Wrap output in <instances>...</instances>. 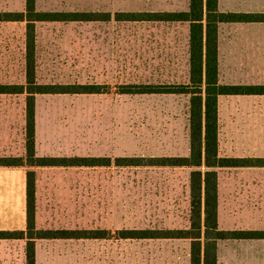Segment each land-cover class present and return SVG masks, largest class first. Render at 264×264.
I'll return each mask as SVG.
<instances>
[{"label": "rangeland", "instance_id": "rangeland-1", "mask_svg": "<svg viewBox=\"0 0 264 264\" xmlns=\"http://www.w3.org/2000/svg\"><path fill=\"white\" fill-rule=\"evenodd\" d=\"M36 6L111 13L108 20L36 22L39 83L103 88L37 94L38 153L112 159L110 165L34 168L39 228L107 229L110 236L43 241L47 253L40 264H190L189 239L117 236L122 229L189 227L192 168L115 164L120 156L189 154V95L120 90L125 84L187 81L188 25L116 18L117 12L183 9L187 0H37ZM23 9L21 0H0V12ZM25 26L24 21L0 20V84L26 83ZM237 28L227 27L220 37L223 83L252 80V66L264 61V25ZM241 66L247 77L240 75ZM25 96L0 93V144L16 146V152L25 138ZM218 113L221 154L251 152L256 145L250 138L264 127V96L222 95ZM241 139L242 147L235 143ZM24 172L19 169V209ZM219 186V228L264 229V171L225 167ZM222 243L227 253L264 252V241ZM16 247L20 253L21 243Z\"/></svg>", "mask_w": 264, "mask_h": 264}, {"label": "trees", "instance_id": "trees-1", "mask_svg": "<svg viewBox=\"0 0 264 264\" xmlns=\"http://www.w3.org/2000/svg\"><path fill=\"white\" fill-rule=\"evenodd\" d=\"M108 11H43L36 0H25V10L0 12V20L25 21V84H0V93H25V155L0 156V165H24L26 171V227L0 229V238L26 239V264H36L38 238H110L107 229L39 228L36 224V170L39 166L110 165L107 156H53L36 152V95L95 93L98 84H44L36 80V22L108 20ZM117 19L186 21L189 23V74L185 82L125 84L123 93L187 94L189 99V154L177 156H120L117 165L185 166L190 172V226L186 228L122 229L118 238H181L190 240V264H217V240L264 238V229L219 228L217 167L264 165V157H229L219 153L218 98L221 94H264V84L222 83L219 80L218 22L264 21V12L220 11L218 0H190L188 10L117 12Z\"/></svg>", "mask_w": 264, "mask_h": 264}, {"label": "crops", "instance_id": "crops-1", "mask_svg": "<svg viewBox=\"0 0 264 264\" xmlns=\"http://www.w3.org/2000/svg\"><path fill=\"white\" fill-rule=\"evenodd\" d=\"M24 3L25 10V0H21ZM37 3V0H36ZM190 0H187V6L183 9L178 10H162V11H180L189 9ZM218 8L220 11H230V12H264V1L263 0H218ZM38 9V8H37ZM21 10V11H23ZM25 22V21H24ZM184 22L188 25L186 21ZM264 25V21H220L218 22V60H219V80H221L220 72V37L224 33L227 27H239L241 29L243 26L247 25ZM234 29V30H237ZM229 31V30H228ZM226 32L228 34L229 32ZM246 67V66H245ZM244 66L239 67L244 69L240 75L247 77L249 73ZM248 67V66H247ZM253 72L252 80L245 81L243 79L240 82L232 83H242V84H264V61L256 62L252 66ZM223 83V82H222ZM225 83V82H224ZM218 98V112H219V99ZM226 95H248V96H264V94H226ZM219 114V113H218ZM257 135L252 136L251 146L256 145L255 148L250 147L251 152L244 154H237L229 157H264V127H257ZM11 137H9L10 139ZM37 139V136H36ZM22 149L20 152H16V146L9 145L4 146L0 144V156H24L25 155V138L22 140ZM242 139L236 141L241 146ZM36 140V152L38 155H43L38 153ZM242 147V146H241ZM219 153L221 154V145L219 138ZM222 155V154H221ZM226 156V155H223ZM234 168L239 170L241 173H245L247 169H252V171H264V165H235V166H221L217 167L218 171V201H219V180H220V169L222 168ZM19 169H25L22 174L23 186L21 190V202L23 206L19 209L18 206V196H19ZM28 167L24 165H14V166H4L0 165V229L4 230H16L25 229L26 227V171ZM219 224V223H218ZM244 229V228H242ZM83 239V238H79ZM74 238H38L35 241V258L36 264H40L43 254L47 251L41 248L43 241H54V240H79ZM98 239V238H96ZM105 239V238H103ZM120 239H131V238H120ZM144 239H179V238H144ZM181 239V238H180ZM264 241V238H221L217 240V264H263L260 263L264 261V252H253L249 253L246 251L227 253L223 246L222 241ZM21 243V252L17 250V244ZM257 262V263H253ZM0 264H26V239L22 238H0Z\"/></svg>", "mask_w": 264, "mask_h": 264}]
</instances>
